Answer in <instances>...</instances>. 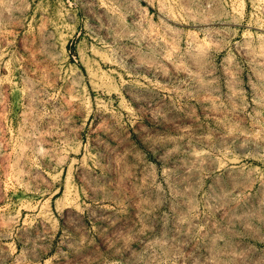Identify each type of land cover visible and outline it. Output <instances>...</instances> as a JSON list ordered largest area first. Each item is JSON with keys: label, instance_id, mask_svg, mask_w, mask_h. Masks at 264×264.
<instances>
[{"label": "rangeland", "instance_id": "374dc122", "mask_svg": "<svg viewBox=\"0 0 264 264\" xmlns=\"http://www.w3.org/2000/svg\"><path fill=\"white\" fill-rule=\"evenodd\" d=\"M0 264H264V0H0Z\"/></svg>", "mask_w": 264, "mask_h": 264}]
</instances>
